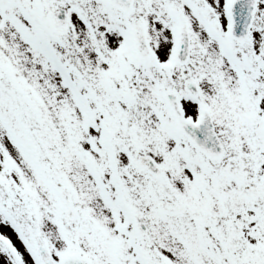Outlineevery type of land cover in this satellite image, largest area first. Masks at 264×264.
I'll return each instance as SVG.
<instances>
[{
    "label": "snow or ice",
    "instance_id": "1",
    "mask_svg": "<svg viewBox=\"0 0 264 264\" xmlns=\"http://www.w3.org/2000/svg\"><path fill=\"white\" fill-rule=\"evenodd\" d=\"M0 264H264V0H0Z\"/></svg>",
    "mask_w": 264,
    "mask_h": 264
}]
</instances>
